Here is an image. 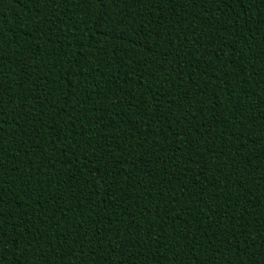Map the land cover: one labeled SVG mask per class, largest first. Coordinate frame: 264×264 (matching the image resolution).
Here are the masks:
<instances>
[{"label":"trees","instance_id":"trees-1","mask_svg":"<svg viewBox=\"0 0 264 264\" xmlns=\"http://www.w3.org/2000/svg\"><path fill=\"white\" fill-rule=\"evenodd\" d=\"M0 264H264V0H0Z\"/></svg>","mask_w":264,"mask_h":264}]
</instances>
